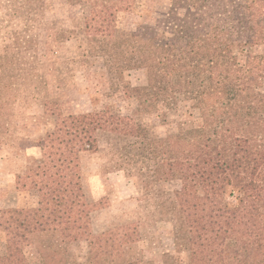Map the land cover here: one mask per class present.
Wrapping results in <instances>:
<instances>
[{
	"label": "trees",
	"instance_id": "1",
	"mask_svg": "<svg viewBox=\"0 0 264 264\" xmlns=\"http://www.w3.org/2000/svg\"><path fill=\"white\" fill-rule=\"evenodd\" d=\"M67 1L85 6L82 56L105 72L110 91L142 96L153 111L196 109L199 123L178 121L177 131L159 137L109 107L64 114L59 101H44L54 124L38 144L48 156L25 172L37 204L8 209L16 245L0 264H30L23 251L29 245L42 264H149L128 257L138 238L132 223L92 231L80 155L98 151L102 139L142 167L144 192L177 182L168 207L174 237L188 243V264H264V54L249 51L264 43V0H175L183 18L129 27L117 24L118 14L136 0ZM128 70L142 71L145 83L122 86ZM1 92L0 83V137L8 117ZM80 240L88 247L85 263L68 249Z\"/></svg>",
	"mask_w": 264,
	"mask_h": 264
},
{
	"label": "rangeland",
	"instance_id": "2",
	"mask_svg": "<svg viewBox=\"0 0 264 264\" xmlns=\"http://www.w3.org/2000/svg\"><path fill=\"white\" fill-rule=\"evenodd\" d=\"M85 6L67 0H0V83L1 99L6 103L7 130L0 137V255L16 245L15 231L9 226L8 209L35 206L37 194L26 178V167L48 148L38 139L54 124V117L44 113V101H59L64 114L98 110L133 115L147 126L150 133L164 137L185 126L199 123V112L184 109L164 113L150 110L144 97H126L112 92L105 72L98 64H87L82 56L85 40ZM185 10L175 0H136L129 12L118 14L120 27L183 18ZM33 39L20 48L17 42ZM249 51L264 54V43ZM243 61V55L239 53ZM142 71H125L122 86L142 85ZM189 104L192 102L189 101ZM163 117L166 120H163ZM102 139L96 152L80 155L82 193L91 215L94 233L116 225L132 223L138 230L133 252L128 257L142 258L149 264H188L186 240L174 237V220L168 205L176 181L153 183L144 192L139 184L141 166L122 154L120 148ZM122 144V143H117ZM235 193L227 191L234 202ZM70 255L85 263L88 247L85 240L68 245ZM30 264H42L36 247L23 248Z\"/></svg>",
	"mask_w": 264,
	"mask_h": 264
}]
</instances>
